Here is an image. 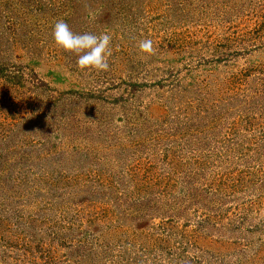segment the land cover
I'll return each instance as SVG.
<instances>
[{"label":"rangeland","instance_id":"374dc122","mask_svg":"<svg viewBox=\"0 0 264 264\" xmlns=\"http://www.w3.org/2000/svg\"><path fill=\"white\" fill-rule=\"evenodd\" d=\"M173 261L264 264V0H0V264Z\"/></svg>","mask_w":264,"mask_h":264},{"label":"clouds","instance_id":"9594fccd","mask_svg":"<svg viewBox=\"0 0 264 264\" xmlns=\"http://www.w3.org/2000/svg\"><path fill=\"white\" fill-rule=\"evenodd\" d=\"M52 36L58 49L77 56L76 64L79 70L100 72L109 69L108 58L112 55L111 34L107 32L100 35L91 33L76 34L64 20H58L53 27ZM154 51L151 39L139 42V54L151 55Z\"/></svg>","mask_w":264,"mask_h":264},{"label":"trees","instance_id":"16d2710c","mask_svg":"<svg viewBox=\"0 0 264 264\" xmlns=\"http://www.w3.org/2000/svg\"><path fill=\"white\" fill-rule=\"evenodd\" d=\"M202 223H200L199 224V226H198V228L199 229H202ZM183 238H184V236H183ZM184 240H186V239H184ZM190 244V243H189ZM182 254H180V255H178L177 256V258H176V262L178 263V259H179V262H181L182 261V263H186V259H184V256H181ZM166 256H169L168 258H172V257H174L173 255H171V252H169V254H167ZM175 261H173V264H177Z\"/></svg>","mask_w":264,"mask_h":264}]
</instances>
